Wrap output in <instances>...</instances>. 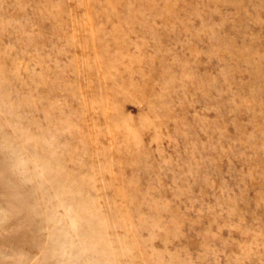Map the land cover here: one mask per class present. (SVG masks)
<instances>
[{"label": "rangeland", "instance_id": "rangeland-1", "mask_svg": "<svg viewBox=\"0 0 264 264\" xmlns=\"http://www.w3.org/2000/svg\"><path fill=\"white\" fill-rule=\"evenodd\" d=\"M0 264H264V0H0Z\"/></svg>", "mask_w": 264, "mask_h": 264}]
</instances>
